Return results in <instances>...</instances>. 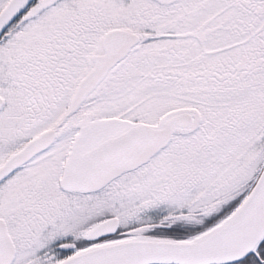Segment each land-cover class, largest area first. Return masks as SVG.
I'll return each instance as SVG.
<instances>
[{"label": "snow or ice", "instance_id": "snow-or-ice-1", "mask_svg": "<svg viewBox=\"0 0 264 264\" xmlns=\"http://www.w3.org/2000/svg\"><path fill=\"white\" fill-rule=\"evenodd\" d=\"M0 264H264V0H0Z\"/></svg>", "mask_w": 264, "mask_h": 264}]
</instances>
